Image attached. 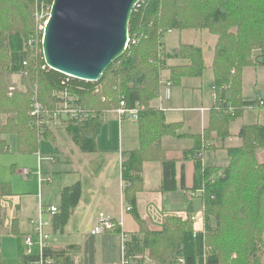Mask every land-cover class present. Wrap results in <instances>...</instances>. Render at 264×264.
Segmentation results:
<instances>
[{
    "label": "trees",
    "instance_id": "trees-1",
    "mask_svg": "<svg viewBox=\"0 0 264 264\" xmlns=\"http://www.w3.org/2000/svg\"><path fill=\"white\" fill-rule=\"evenodd\" d=\"M51 3L0 0V135L14 134L20 153L38 151L33 103L37 101L51 111L62 99L56 93L65 91L88 116L60 121L82 151L92 152L102 115L118 107L121 100L127 107L137 105L139 147L122 153L121 179L124 200L139 221L140 232L131 234L130 239L126 233L125 256L147 250L156 264H260L264 253V162H257L255 155L264 147V126L251 124L240 129L242 143L227 148V165L202 168L200 158L204 150L215 147V138L229 135L232 119L255 104L241 96V75L249 65L264 64V0H140L129 19L130 41L125 51L96 82L69 78L46 66L40 43L42 24L36 14L41 5ZM187 28L206 29L216 36L210 65L215 102L209 109L208 125L185 151V156L190 154L195 162L192 189L202 188L199 197L204 228L195 231L187 212L167 216L160 229L151 230L136 211L134 194L141 185L142 165L145 161L159 162L161 190L177 189L175 162L166 157L161 141L165 135L178 136L182 122H165L163 111L150 103L158 96L164 68L169 69L167 81L171 83H178L182 77H202L205 70L202 49L197 45L181 43L172 52L165 51L164 34ZM254 48L261 50L258 60L251 59ZM170 58L183 63L168 66ZM93 91L96 96L90 95ZM5 151L8 145L0 138V152ZM181 181L184 187V175ZM10 194L0 179V216L3 198ZM79 197V182L63 188L60 206L52 214L54 231H63ZM111 231L123 232L118 225ZM67 248L47 245L43 255L50 256L52 264H73L71 256L65 254ZM37 259L38 255L25 253L21 264H34ZM0 264H5L1 253ZM134 264H144L143 259Z\"/></svg>",
    "mask_w": 264,
    "mask_h": 264
},
{
    "label": "crops",
    "instance_id": "crops-1",
    "mask_svg": "<svg viewBox=\"0 0 264 264\" xmlns=\"http://www.w3.org/2000/svg\"><path fill=\"white\" fill-rule=\"evenodd\" d=\"M167 63L168 66L181 65L183 61L178 58H170L167 60ZM211 63L209 64L210 70ZM254 66L255 70H257L261 67H264V64H255ZM168 77L169 69L164 68L162 70V78L167 80ZM202 77H182L178 83H171L169 86L168 97L166 96V92H164L160 95V98H154L150 103L151 106L163 111L166 120L165 122H182V128L177 133L179 134L178 136L165 135L162 137L161 141L166 157L168 159L174 160L175 162V180L177 189L170 192L161 190L162 172L159 162L145 161L142 165L141 185L139 188H136V192L134 194L136 199V211L139 214L141 220L146 223V227L151 230L160 229L164 218L167 216L183 215L188 212L190 213V217L192 215L196 217L201 213V207L199 210L197 206L198 204L195 203V200L188 197L190 190H193L192 187L194 184L196 168L194 160L189 157L190 154L185 156V151L193 146L194 136L201 134L203 129L208 125L209 109L215 102V92L213 89V101L209 105H187L185 107L184 103L188 99V96L183 91V89L185 88L186 84L192 85L194 79H202ZM195 83L198 84H195L193 89L202 88L201 80L200 82ZM242 98L246 101L255 102L253 106H256L255 98L244 96ZM262 100H264V97H262ZM249 109L255 108L252 106L245 107L235 118L242 117L243 112ZM191 111H198L200 113V131L198 132L184 130L185 124L190 123L192 120L190 113ZM102 118L103 122L100 131L95 138L96 149L92 152L82 151L74 143L71 135L67 132L63 125V120H56L55 122L52 120L44 121L46 125L44 124L45 126H43V129L46 130V134H43L42 136L45 139H50V144H47L45 154H41L42 159L38 161L37 158V167L34 171L37 173L36 171L38 170L39 165L40 173L44 176H47L46 180L48 186L45 187L44 196L41 186L42 179L39 180V178H37L39 187L35 189V193H33V195L31 194L32 198L30 195L24 196L25 199L23 200L24 203L22 204L21 209L28 213H31L34 210L32 214H36L38 212L37 215L39 216L40 207L44 208L50 205L58 207L60 206L61 192L64 187L71 186L76 182H79L80 184L79 200L72 209L67 223L63 227V233L53 230L51 222L53 215L47 212V214L44 216L45 218L43 217L46 221H48V224L44 227V232L47 234L50 232L64 234L67 227L74 222L75 228H77V230H80L83 225L89 226L85 238H88V242H91L90 240L97 238V235L92 236L89 230H91L90 228L92 227L99 213H104L115 221H120L121 229L123 232L128 234L129 239L131 234H139L140 232L139 221L132 215L130 211L125 210V205L128 204L124 200V186L121 179L122 153L125 151L135 150L139 147L137 120L128 115L119 116L113 109L107 110L102 115ZM251 124L264 126V120L256 122L247 121V123H243L241 125L237 132L231 133L229 131V135L224 139L215 138V140L212 142V144L215 145L214 148L227 150V148L239 146L242 143V139L238 136V132L243 126ZM189 134H191L193 138L190 137ZM3 140L6 141L4 138ZM226 141H234L237 143H233L234 145H226ZM15 147L16 151H18L17 140ZM258 155L261 157L259 162H264V151H259ZM21 169L17 170V172L20 174ZM182 175H184V187L181 186ZM178 189L179 196H173V193L178 191ZM15 192L24 193L26 190L14 192L10 191L11 196L15 194ZM193 222L195 225V231L203 230L204 223L201 216L193 219ZM214 224V219H211L210 225L213 226ZM19 227H22L21 223L18 222L17 226L16 218H14L12 221V227L7 232H20L21 234L22 232ZM11 229H14V231H11ZM108 236H114L115 238H109ZM85 238H82V243L75 242L74 240L69 241L70 243L65 244L64 246H58L54 243V241L47 243L48 245L56 248L68 247L65 250V254L71 256L73 264H119L123 241L122 233L104 234V236L99 237L100 257L96 255L95 250H92V252L89 250L84 251ZM50 239H52V237ZM6 243L7 246L10 247L11 243ZM106 251L109 252V254H107ZM0 253L3 257L1 251ZM24 254L25 252L20 254V264L21 256ZM130 258L133 261V264L140 260V258L143 259L144 264H156L148 257L147 250H144L143 252H137V254H134V256H131Z\"/></svg>",
    "mask_w": 264,
    "mask_h": 264
},
{
    "label": "rangeland",
    "instance_id": "rangeland-1",
    "mask_svg": "<svg viewBox=\"0 0 264 264\" xmlns=\"http://www.w3.org/2000/svg\"><path fill=\"white\" fill-rule=\"evenodd\" d=\"M42 19H45L42 18ZM42 25L41 32L43 31V20L40 21ZM232 30H236V28H233ZM163 45L166 52H172L176 47L179 46L181 43L185 44H195L202 48L203 53V59L205 64V70L203 73V77L194 79L192 85L186 84L183 91L187 94L188 99L184 103V106H200L201 104L209 105L213 101V88H212V71L209 69V64L212 60L213 55V43L215 41V36L211 33H209L206 29H173L168 30L163 38ZM258 52H261L259 48H254L251 53V59L252 60H258L260 59L258 56ZM260 66V65H257ZM257 69V68H256ZM20 76L15 75L14 79L19 80ZM194 78V77H192ZM164 80V79H162ZM202 81V88L193 89L195 82ZM162 87V84H161ZM161 89V88H160ZM263 90H264V67H261L257 70H255L254 65H249L247 68L245 67L242 71L241 75V96L243 97H252L255 98L256 101L259 99H262L263 96ZM160 91V90H159ZM94 93L90 95H95ZM260 92V93H259ZM89 95V96H90ZM159 95V93H158ZM158 97V96H157ZM156 97V98H157ZM255 109H249L245 110L243 112L242 117L234 118L230 122L229 131L231 133H235L238 131V129L241 127L243 123H247V121H262L264 120V107L262 106H252ZM110 110V109H109ZM191 121L188 124H185L184 130L190 131V132H198L200 131L199 125H200V113L198 111H191ZM47 119L49 121L50 119ZM236 119V120H235ZM38 118L36 119L38 127H36L37 135L40 137V145L39 149L36 152L33 153H20L16 151V136L11 133H3L0 135V138H4L6 141V144L8 145V151L6 152H0V179L5 183L7 186L8 191H25L26 192H15L11 196L8 195L5 198H3V209H2V215L0 216V247L2 255L5 259V264H20V254L27 252V246L24 243V236L30 234L32 236L33 245L31 246V254H38V246L37 241L38 237L36 234H34V223L31 222L37 218V213L32 214L34 210L30 213L25 212L21 209L22 204L24 203L23 200L25 199L24 196L31 197V194L35 193V189L38 186L37 181V174L35 173V169L37 167V153L38 154H45V150L47 149V144H50V139L43 138V128L41 127V124L39 125ZM56 121V120H52ZM41 127V128H40ZM55 129V128H54ZM190 137L191 134H189ZM193 138V137H192ZM233 143L237 142H229L226 141V145H234ZM259 151H264V147L261 148ZM256 153L255 157L257 162L260 161V156L258 155V152ZM204 165L211 166V167H219V166H225L229 163V157L225 149L221 148H212L207 149L203 151L201 160ZM27 168L30 173L26 178L23 177L22 174L17 172L18 169ZM40 178L42 179V192L45 196L44 190L45 187L48 186L47 184V176H44L43 174L40 175ZM40 189V188H39ZM9 191V192H10ZM192 192V190H190ZM173 196L178 197L179 196V189L175 193H173ZM32 198V197H31ZM195 200V203L198 204V208L200 210L201 207V199L198 196L193 198ZM45 201V200H44ZM46 208L44 207V212L42 216L44 217L46 213ZM16 218V223L18 226V222L21 223L22 227H19L21 230L20 232H7L12 227V221ZM45 218V217H44ZM93 226V225H92ZM92 228V227H91ZM90 228V229H91ZM89 226L83 225L80 230H77L75 228L74 222L69 225L65 231L64 234L62 233H45V240L48 243H51V241H54V243L58 246H64L65 244L70 243L69 241L75 242H83V239L85 238L86 232L88 231ZM78 231V234H77ZM90 231V230H89ZM116 233V232H115ZM113 231L111 232H105L101 235H97L95 239L90 240L91 242H88V238H85L84 242V251L85 250H95L96 255L100 257L99 253V237L104 236V234H115ZM52 237V239H50ZM109 238H115L114 236H108ZM80 238V239H78ZM83 238V239H82ZM78 239V240H76ZM9 242L10 247L7 246V243ZM47 243V244H48ZM107 254L109 252L106 251ZM94 255V253H93ZM262 257H260V264H264V254H261ZM136 263V262H135Z\"/></svg>",
    "mask_w": 264,
    "mask_h": 264
},
{
    "label": "water",
    "instance_id": "water-1",
    "mask_svg": "<svg viewBox=\"0 0 264 264\" xmlns=\"http://www.w3.org/2000/svg\"><path fill=\"white\" fill-rule=\"evenodd\" d=\"M140 0H52L41 52L48 68L84 81L100 80L127 46Z\"/></svg>",
    "mask_w": 264,
    "mask_h": 264
},
{
    "label": "built area",
    "instance_id": "built-area-1",
    "mask_svg": "<svg viewBox=\"0 0 264 264\" xmlns=\"http://www.w3.org/2000/svg\"><path fill=\"white\" fill-rule=\"evenodd\" d=\"M50 7H51V5H49V6H42L41 5L39 10L37 11L36 18L39 21L43 20V25L46 23V20L49 16ZM44 17H45V19H42ZM42 32H41V37H40V43L42 41ZM129 41H130V38L128 37L127 45H128ZM65 76H67L69 78H73L69 75H65ZM161 84H162V87L159 91L158 98H160V95L164 92H166V96L168 97L169 86L171 85V82L167 81V80H161ZM99 89H100V87L98 86L97 91ZM56 94H57V96H59L62 99L54 107V109L51 111L44 109L37 101H34L32 114L35 115L36 118H38L39 125L44 123V121H47V119H45V118H48L50 120H60L62 118L78 119V118H85L86 116H88V113L85 112L81 106H79L78 104L75 103V101L73 100V97L68 92L62 91V92H59ZM103 99H104V97H103ZM256 106H264V100L259 99L258 101H256ZM113 110L116 111V113L119 116L128 115V116L134 118L135 120L137 119V105L135 107H127L125 105V102L123 100H121L119 103V106L114 108ZM228 111L232 112L231 106L228 107ZM37 158L39 161L40 159H42V156L37 153ZM200 160H201V158H200ZM201 166H202V168H204V164L202 163V161H201ZM20 171H21V174L23 175V177H27L30 174V171L27 168H22ZM36 172H37L36 174L40 180L41 179L40 178L41 173L39 170V165H38V170ZM201 192H202V188L192 190V192L188 193V197L190 199L195 198L197 196V193L199 196L201 194ZM202 208H203V204H201V210H202ZM125 210L129 211L130 206L125 205ZM45 211H46V213L48 212L49 214L52 215L57 211V206L50 205L46 208ZM43 212H44V208L40 207L38 218L31 221L34 223V233L38 237L37 246L39 249L38 254H36V255H38V259H37V261H35L34 264H52L53 263V259L50 256H44L43 255L44 248L48 245L46 240H45V233H44V227L48 224V221H46L43 218V216H42ZM200 216H201V213H200V215H197L196 217L192 215L191 219L193 220V219H196ZM116 225L120 226L121 222L115 221L114 219L110 218L109 216H107L104 213H99L98 216L96 217L94 223H93V226L90 230V234L92 236H95V235L103 234L105 232H110L112 229L115 228ZM122 238H123V241H122L121 256H120L119 264H132L130 258L125 256V254H124L123 243L127 238V235L125 232H122ZM24 243L27 246L26 254H31L30 248L34 242L32 240V236L30 234L24 236Z\"/></svg>",
    "mask_w": 264,
    "mask_h": 264
}]
</instances>
